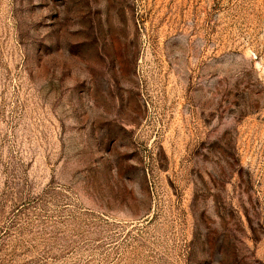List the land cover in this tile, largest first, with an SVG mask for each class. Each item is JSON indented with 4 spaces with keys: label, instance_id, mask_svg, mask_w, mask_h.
Wrapping results in <instances>:
<instances>
[{
    "label": "rangeland",
    "instance_id": "374dc122",
    "mask_svg": "<svg viewBox=\"0 0 264 264\" xmlns=\"http://www.w3.org/2000/svg\"><path fill=\"white\" fill-rule=\"evenodd\" d=\"M0 264H264V0H0Z\"/></svg>",
    "mask_w": 264,
    "mask_h": 264
}]
</instances>
